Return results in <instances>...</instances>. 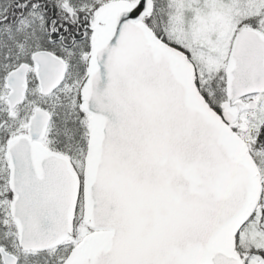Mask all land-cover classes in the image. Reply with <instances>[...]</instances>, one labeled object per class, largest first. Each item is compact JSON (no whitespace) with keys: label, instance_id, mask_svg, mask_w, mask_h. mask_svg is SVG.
Instances as JSON below:
<instances>
[{"label":"snow or ice","instance_id":"snow-or-ice-1","mask_svg":"<svg viewBox=\"0 0 264 264\" xmlns=\"http://www.w3.org/2000/svg\"><path fill=\"white\" fill-rule=\"evenodd\" d=\"M0 264H264V0H0Z\"/></svg>","mask_w":264,"mask_h":264}]
</instances>
